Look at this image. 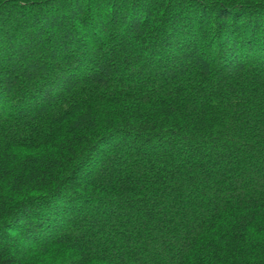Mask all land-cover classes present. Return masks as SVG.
<instances>
[{
	"label": "trees",
	"instance_id": "trees-1",
	"mask_svg": "<svg viewBox=\"0 0 264 264\" xmlns=\"http://www.w3.org/2000/svg\"><path fill=\"white\" fill-rule=\"evenodd\" d=\"M238 7L0 3V264H264V100L222 128L184 99L189 53L164 62L212 22L235 35Z\"/></svg>",
	"mask_w": 264,
	"mask_h": 264
},
{
	"label": "clouds",
	"instance_id": "clouds-1",
	"mask_svg": "<svg viewBox=\"0 0 264 264\" xmlns=\"http://www.w3.org/2000/svg\"><path fill=\"white\" fill-rule=\"evenodd\" d=\"M237 4L240 6L237 10L245 12L238 21L239 32L233 27L231 31L235 35L224 32L217 36L215 22H212L203 31L193 30L190 35L182 37L177 47L167 50L164 61L171 62L183 53H189L188 58L179 63V72L184 73L179 81L185 90L184 99L190 104L214 101L218 112L226 114L223 116L222 128H226L238 112L246 111V106L238 107L244 97H248V103L253 107L264 100V31L254 51H248L236 43L238 38H242L241 34L247 35L250 20L254 21L258 17L264 24V0H237ZM189 40L191 43L186 48L185 44ZM232 53H236V64L239 67L225 68L227 57ZM198 60L206 62L207 67L197 63ZM201 88L204 89V95L198 96L197 92Z\"/></svg>",
	"mask_w": 264,
	"mask_h": 264
}]
</instances>
